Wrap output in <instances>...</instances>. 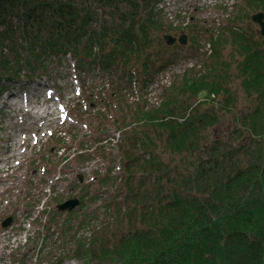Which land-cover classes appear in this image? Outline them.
<instances>
[{
  "label": "trees",
  "instance_id": "1",
  "mask_svg": "<svg viewBox=\"0 0 264 264\" xmlns=\"http://www.w3.org/2000/svg\"><path fill=\"white\" fill-rule=\"evenodd\" d=\"M157 1L0 0V81H30L46 73L44 56L59 52L73 54L78 66L95 64L117 80L130 81L136 73L147 77L151 48L158 56L161 51L160 59L171 49L152 39L154 30H162L153 14ZM246 4L264 10V0ZM191 29L199 28L193 24ZM200 29L209 30L212 57L224 45L240 57L233 61L251 104L233 133L246 140L232 143L226 135L215 136L203 147V130L217 120L209 102L222 90L229 95L222 75L210 74V68L180 81L176 90L181 87L184 101L171 86L158 106L146 109L141 101L134 113L123 106L119 87H112L118 93L117 126L135 122L139 129L138 136H124L132 148L121 147L126 193L122 201L116 196L107 202L105 224L85 210L89 235L75 245L79 257L74 259L84 264H264V47L233 26L218 33ZM5 88L0 83V94ZM190 100L199 101L192 105ZM113 181L107 176L99 184ZM87 189L79 194L81 204ZM57 229L75 241L78 231Z\"/></svg>",
  "mask_w": 264,
  "mask_h": 264
},
{
  "label": "rangeland",
  "instance_id": "2",
  "mask_svg": "<svg viewBox=\"0 0 264 264\" xmlns=\"http://www.w3.org/2000/svg\"><path fill=\"white\" fill-rule=\"evenodd\" d=\"M247 2L249 0H190L183 7L186 14L179 24L171 19L174 14H169L166 20L160 14L155 16L162 30H154L153 41L167 45L164 34L178 37L182 32L186 34V43L176 41L167 45L171 49L163 53L162 59L161 51L158 56L151 48L153 67L147 77L136 73L131 76L132 81L117 80L95 64L79 67L73 54L59 52L44 56L49 71L33 80L23 77L11 82L0 81L7 87L0 94V264H57L58 260L64 261L62 264H84L73 258L79 257L73 252L75 245L83 242V235H89L85 210L96 214L99 224L109 221L105 205L114 195L119 196L117 201H122L126 193L121 147L132 148V144L124 136L127 133L138 136L139 130L135 122H129L128 127L117 126L113 115L116 109L120 111L115 100L118 93L114 94L112 87H119L124 93V105H121H130L134 113L141 101L147 104L146 109L160 103L171 86L178 100L184 101L181 87L176 90L180 81L184 77L205 75L210 68V74L222 75L220 83L226 85L229 95L222 90L209 102V111L215 113L217 120L203 130L206 143L202 145L207 149L213 137L223 135L232 143L246 140L243 136L235 138L233 133V128L240 127L238 119L242 112L251 104V98L240 86L241 78L233 61L240 57L230 45H224L225 48L218 49V54L212 57L209 30L205 32L200 27L218 33L222 28L233 26L264 47L260 26L251 19V14L264 10L251 8ZM174 4V0L165 4L158 0L154 7L165 9ZM193 24L199 29H191ZM157 65L159 68L155 69ZM132 69L135 71L134 67ZM52 74L54 77H50ZM45 89L51 93H45ZM227 98H232L230 104L227 108L221 107ZM198 101L190 100L192 105ZM60 105L63 111L59 110ZM46 130L50 138L47 134L43 136ZM244 131L242 127L241 132ZM59 138L67 141L69 149L59 148L58 144L63 143L58 142ZM99 143L106 144L109 152L101 151ZM79 174L82 183L76 179ZM107 176L115 181L99 184ZM81 186H88V195L82 204L70 212L58 211L57 203L79 197ZM9 216H12L10 225L1 226ZM57 227L68 229L71 234L78 231L75 241L64 238Z\"/></svg>",
  "mask_w": 264,
  "mask_h": 264
},
{
  "label": "water",
  "instance_id": "3",
  "mask_svg": "<svg viewBox=\"0 0 264 264\" xmlns=\"http://www.w3.org/2000/svg\"><path fill=\"white\" fill-rule=\"evenodd\" d=\"M251 19L253 22L257 23L260 26V33L264 35V12L258 11L254 14H251ZM164 40L167 45H172L175 41H178L179 44L184 45L186 43V35L182 33L177 38L175 36H172L170 34L164 35ZM79 205V199L78 198H70L65 200L64 202H61L58 204L57 208L60 211H71L74 208H76ZM12 221V216H9L4 219L2 222L3 227H7L10 225Z\"/></svg>",
  "mask_w": 264,
  "mask_h": 264
},
{
  "label": "bare ground",
  "instance_id": "4",
  "mask_svg": "<svg viewBox=\"0 0 264 264\" xmlns=\"http://www.w3.org/2000/svg\"><path fill=\"white\" fill-rule=\"evenodd\" d=\"M168 0H162V2H167ZM170 11H172V12H176L175 11V9H174V7H171L170 9H169ZM163 9H160L159 10V12H160V14H163ZM178 18V17H177ZM177 18H174V20L177 22V23H181L182 21H183V19L184 18H182L180 21L177 19ZM186 24V23H185ZM163 39H164V36H163ZM47 69H48V66H47ZM48 71H49V69H48ZM51 73V72H50ZM42 74V73H41ZM54 75L55 74H52L50 77H54ZM73 85V84H72ZM44 92L45 93H47V94H50L51 93V91H49L48 89H45L44 90ZM121 93V92H120ZM122 94V93H121ZM121 94H119V96H121ZM122 96H123V94H122ZM137 97H138V95H137ZM58 108H56V110H57ZM59 110L60 111H63L64 110V107H63V105H60L59 106ZM71 118H72V116H71ZM45 134H47V135H49V138L51 137V134H49V132H47V130H46V133H44L43 134V136L45 135ZM42 136V137H43ZM59 141L58 142H60V138L58 139ZM62 141V140H61ZM63 143L62 144H58L59 145V148L60 147H63V148H66V149H69V146H68V144H67V141H62ZM98 147H100V149H101V151H106L107 153L109 152V150H107V146H106V144H104V143H99V145H98ZM85 155V154H84ZM77 179V181L79 182V183H82L83 182V180H82V175H78V177L76 178ZM109 179V178H108ZM107 179V180H108ZM85 186H81V190H83V188H84ZM117 195H114V196H112L113 198L114 197H116ZM70 198H78L79 200H80V198L79 197H70ZM70 198H67V199H70ZM90 198H93L92 196L90 197ZM107 198H111V197H107ZM94 200V199H93Z\"/></svg>",
  "mask_w": 264,
  "mask_h": 264
},
{
  "label": "built area",
  "instance_id": "5",
  "mask_svg": "<svg viewBox=\"0 0 264 264\" xmlns=\"http://www.w3.org/2000/svg\"><path fill=\"white\" fill-rule=\"evenodd\" d=\"M171 2V0H168L167 2H165V3H170ZM164 2H163V4H165ZM172 7V5L170 6V7H168V8H165V11L166 12H168V13H170V8Z\"/></svg>",
  "mask_w": 264,
  "mask_h": 264
}]
</instances>
